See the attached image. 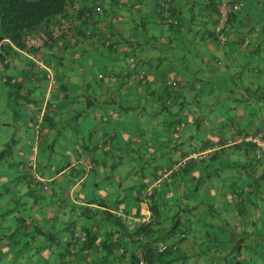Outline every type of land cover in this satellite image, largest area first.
<instances>
[{
    "label": "crops",
    "instance_id": "crops-1",
    "mask_svg": "<svg viewBox=\"0 0 264 264\" xmlns=\"http://www.w3.org/2000/svg\"><path fill=\"white\" fill-rule=\"evenodd\" d=\"M95 1L98 10L99 6L111 5L110 0ZM231 1L241 2L242 9L231 16L227 41L218 45L213 41L211 32L216 19L215 0H118V7L112 8L111 13L105 16L109 38L115 43L112 50L105 55L101 53L98 60L96 54L84 59V55L75 53L72 60L67 59L59 65L57 71L62 76L65 92L60 89L54 74L51 80L31 82L23 65L30 59L38 67L36 62L41 58L15 49L17 57L8 67L0 65V96H5L0 104V115L8 114L7 117L0 116V150L7 142L11 143V155L5 158L6 161L3 159L0 166L13 168L20 162L31 161L34 168L43 170L42 175L37 172L35 178L45 183L42 190L49 188L46 182L55 181L52 186L58 188V196L64 202L81 205L86 199L113 201L126 196L112 211L120 210L138 216L148 213V210L145 201L131 200L128 186L132 182L146 183L144 191L149 193L155 181L164 179L166 184L156 197L164 199L167 206L173 201L182 203V199L186 200L184 195L188 194L187 190L192 189L187 188L188 183L194 181L192 178L209 176L207 170L210 165L215 173L218 171L217 162L227 160V168L236 171L231 175L232 179L240 183H223L215 199L229 203L226 209L238 226V192L243 187L245 194L241 198L247 200V183H263L264 160H250L252 151L247 152L249 145L236 144L234 139L241 133H254L264 126V114L254 115L248 111L251 102H257L256 93L249 87L264 88V0ZM163 2L168 4L173 18L178 20L176 27L160 23L158 11L161 9L158 8ZM244 39L247 41L245 44ZM219 51L221 56L217 54ZM195 62L201 66L194 67ZM220 64L224 67L221 74L218 69ZM90 67L96 70L91 76ZM136 72H143V76L131 79L130 76L137 75ZM95 73L109 76L100 84L93 79ZM204 73L207 77L200 78L199 74ZM208 75L210 78L222 76L226 84H236L240 98H234V101L241 102L244 107L232 110L222 106L217 124L205 119L197 108L191 110L192 106L197 105H190L197 96L208 94L210 87H206L208 80L205 81ZM7 79L10 83L21 81L19 93L29 103L19 108L8 104ZM83 88L86 92L92 90L90 96L93 97V105L82 112L78 96L82 95ZM26 90L30 93L25 95ZM169 93L174 101L166 108L162 107L161 102L168 99ZM228 94L233 96L231 91ZM261 97H264V93ZM30 101L36 102V105ZM48 102L55 123L50 129L40 125ZM88 115L91 126L87 128ZM19 125L23 126L21 133ZM190 125L194 126V131L183 132ZM64 126H72L76 131L75 137L70 135V141L62 136L70 148L56 144L57 136L61 135L59 129ZM54 147L62 153L54 155ZM49 149L52 151L47 154ZM205 149L211 150L205 159L192 161L186 158L190 152ZM69 150L72 151L71 157ZM125 159L135 160L137 164V169L131 167L125 175L132 182L126 185L124 176L116 175L113 192H106V186L98 188L95 168L101 174L104 168L118 173V167L125 163ZM190 162L193 163L187 172L180 170ZM176 163L175 169L162 177V173ZM88 164L92 169L86 170ZM61 166L62 171L58 172ZM141 167L142 172L139 171ZM4 182H18L16 193L25 198V181L19 178L15 181L11 170L1 175L0 191L5 187ZM180 185L182 191L178 188ZM98 191L100 197L94 193ZM256 196L251 197L256 205L245 204L247 220L243 226L249 236L240 246L247 243L249 249L244 253L241 248L240 254L254 264H264V202L258 199L259 194ZM8 197L9 188L0 196V210L12 207L13 203L7 201ZM44 200L43 206L32 205L27 211L38 224L48 227L50 218L61 212L59 219H64L63 209L58 212L45 205L47 197ZM258 230L262 234H258ZM212 245H209L211 251L214 249ZM2 251V262L9 264L10 254L5 247H2Z\"/></svg>",
    "mask_w": 264,
    "mask_h": 264
},
{
    "label": "trees",
    "instance_id": "trees-1",
    "mask_svg": "<svg viewBox=\"0 0 264 264\" xmlns=\"http://www.w3.org/2000/svg\"><path fill=\"white\" fill-rule=\"evenodd\" d=\"M110 1L111 5L99 6V10H96L95 0H0V65L7 68L12 59L17 57V50L38 56L43 63H52L53 74L60 83V89L65 92L62 76L57 71L59 65L67 59L72 60L75 53L84 55V59L86 56H93L92 54L100 57L101 53L105 55L110 52L115 44L109 38L105 16L111 13L112 8L118 7V0ZM162 6L163 4H160L158 10H162ZM161 10L158 11L160 23L176 27L178 20L173 18L170 10L168 9L169 16L165 20L161 16ZM232 15H229L230 29ZM171 19H174L175 23ZM5 59L6 62L3 63ZM23 67L31 82L42 83L47 80L44 69L37 67L32 60H27ZM108 76L109 74L95 73L93 79L101 84L103 79L108 78ZM135 76L140 79L143 72H138L137 75L134 74L130 77L134 79ZM5 83L9 86L7 97L11 107L19 108L29 103L24 95L19 93L22 86L21 81L10 83L7 79ZM88 88L90 89V86ZM28 91H24V94H29ZM170 94L166 101L161 102L162 107L166 108L174 101L173 95ZM85 97V105H93V97L90 95H85ZM30 102L36 105V102ZM49 107L50 102L46 106L47 110L42 116L40 125L50 129L55 126V123L52 120L53 112ZM10 145L11 143L7 142L6 146L0 150V163L3 159L6 161L5 158L11 155ZM51 151L49 149L46 152L49 154ZM248 151H252L250 152V160L257 162L262 160L255 158L252 146H248ZM28 162L23 164L20 162L13 168H6L14 173L15 181L17 178L25 181L26 191L23 195L31 198V203L24 202L20 198L14 201L8 197L7 201L13 203L12 207L0 210V264H8L2 262L4 257L2 247H5L11 256L9 264L255 263L246 260L243 256L241 257L240 249L243 248L245 253L249 247L247 243L241 247L240 243L246 241L249 236V232L243 226L247 220L245 204L248 206L256 205L251 200L252 196L257 197L256 194H259L258 199L264 202V173L262 174L263 183L261 185L254 181L247 183L249 187V191L246 192L247 200L241 198L243 193L245 194L242 192L243 187L239 192L237 191L238 205L236 208L240 216L237 220L238 226H236L233 216L229 219L232 222H227L224 218L215 219V225L221 230H226V238L218 239L212 236L209 231H205L204 237L206 238L205 241L208 242L207 245H197L196 250H194L191 245L183 243L185 228H178V224H180L179 213L183 212L185 208L178 207L172 213V206H175L176 203L173 201L167 206L164 199L156 197L157 192L166 184L164 179L160 180L158 187H151L149 193L144 191L147 186L144 182H132L128 186L131 200L135 202L145 201L149 213L146 223H138L130 228L112 211L126 196L113 201H106L102 198L99 200L86 199L84 204L77 205L64 202L58 196V188L52 186L55 181L46 182L49 187L47 190L50 191L47 196H44L39 192L45 191L42 190V185L45 183L35 180L37 172L42 175V169L34 168L33 164H28ZM192 163L186 164L180 170L187 172ZM142 170L143 167L139 168L140 172ZM173 170L171 169L169 173ZM57 171H62V166ZM190 177L192 178V176ZM192 179L198 183L201 177ZM15 184L18 185V182ZM7 188L8 186H5L0 191V196L4 194ZM193 190L196 191L197 187ZM189 192H191L190 189L187 190L188 194L184 195L186 200L191 197ZM46 197L48 201L45 205L55 208L58 212L61 209L64 210V219H59L62 212L56 214L50 218L51 224L48 227L38 224L35 218L27 212L32 205L43 206ZM39 201L43 202L37 204ZM197 204L198 202L192 207H197ZM225 204L228 205L229 203L226 202ZM225 204L223 203L222 206L225 207ZM98 207L102 208L99 209ZM214 208H216L214 204H210L208 212L211 213ZM168 222L170 225H167ZM256 232L258 234L264 233V231L261 233L260 230ZM159 242L166 245L162 251L157 250ZM210 244H213V252L209 247ZM194 258L196 261L193 262Z\"/></svg>",
    "mask_w": 264,
    "mask_h": 264
},
{
    "label": "rangeland",
    "instance_id": "rangeland-1",
    "mask_svg": "<svg viewBox=\"0 0 264 264\" xmlns=\"http://www.w3.org/2000/svg\"><path fill=\"white\" fill-rule=\"evenodd\" d=\"M215 5H216V0H215ZM219 56H221V53L219 51ZM96 59L98 60V57L96 56ZM221 61H222V57H220ZM195 62L194 63V67H199L201 66L200 63ZM197 64V65H196ZM223 65H218V69H219V74H221V72L223 71ZM94 67H90L89 68V73L90 76L96 71ZM244 73V72H243ZM200 78H204L207 77V74H199ZM206 87L209 88V91L207 92L208 94L205 96H197L194 101L191 100L190 105H192L193 103L195 105H197V107L192 106V111H194L195 108H197L199 110V112H201L204 116L205 119L217 124V120L219 118V116H221L219 112V110L222 108V106L225 107H229L233 109H238V108H244L241 102L239 101H234V98H240L239 95V88H237L236 84H232L228 83L226 84V79H224V77L222 76H217V77H209L208 75V79L205 78V81H207ZM232 80V78L230 79ZM254 93H256L254 96L257 98L256 101L251 102L248 111L252 112L254 115H258L259 113L264 114V97H261L262 93H264V88L263 90H260V88H256V86H252L249 87ZM92 90H88L87 92L84 91V88L81 90L82 95H79V99H81V103H80V110L83 112L86 109V97L84 95H90ZM232 92L233 96H230L228 93ZM226 92V93H225ZM262 92V93H261ZM116 98V97H115ZM5 100V96H0V104H2V102ZM3 108V107H2ZM1 108V109H2ZM223 108V109H224ZM196 111V110H195ZM198 112V113H199ZM232 112V111H231ZM7 113H2L0 116L2 117L3 115L6 116ZM220 114V115H219ZM8 115V114H7ZM7 117V116H6ZM88 121H89V115H88ZM91 126V121H89V123L87 124V128ZM19 130L20 133L23 132L21 130H23V126L19 125ZM86 128V126H85ZM194 126L190 125V128L186 127L183 129V132L186 131H194ZM11 131H13V129H11ZM60 136H57V141L56 144L58 146H62V145H66L67 148H70L69 143L66 141L62 140V136H66L67 138H64L65 140L70 141V138L72 137V135L76 134V131L72 128V126H70L69 128H66L64 126V128H60ZM16 131H14L15 133ZM72 134V135H71ZM71 135V137H70ZM16 137H18L17 132H16ZM56 145V146H57ZM57 146V147H58ZM73 150V149H72ZM53 152L54 155H57V153L62 151H59L56 147L53 148ZM69 157H71L72 151L69 150ZM57 159H59V156H57ZM139 161V160H137ZM125 163H122L120 165V167H118V173H116L114 170H110L109 168H104V172L103 174L99 173L97 167L95 168V170L97 171L96 174V183L98 188L102 189L104 186H106V192L111 193L115 190L116 186H115V182L113 179L116 178V175H123L122 177L125 178L124 180V184L128 185L130 184L132 181L127 178V176L125 177V175H127V171L129 169H131V167H134L137 169V164L135 163V160H124ZM218 163V171H216L215 173L213 172L212 166L210 165L208 167L207 173H210L209 176H206L205 178L202 177L198 183H196V181L190 182L187 185V188H192L191 189V197L188 200H184L182 199V204H180V202L176 203L175 206H172V213H174L176 211V209H178V207L181 208H185V210L183 212H180V224H178V228L179 229H183L185 228V240H184V244L189 243L191 245V248H194V250H196L197 245L200 244H204L207 245V241L206 238L204 237V232L205 231H209L212 236L217 237L218 239H222V237L227 236V232L226 230H221L220 227H218L217 225H215L216 221H214L215 219H219L221 220L222 218L226 219L227 222H232L231 220V213L227 208V206L223 207L222 204H225V201L223 203H221V201L219 199H215L216 195L220 192V188L221 185H223V183H230V181H234V183L236 185H239V181L237 179H232L231 175H234V173H236L235 170L232 169H228L227 168V160H222L217 162ZM133 164H135V166H133ZM120 168V169H119ZM37 169H42L40 167H37ZM43 171V170H42ZM70 171V169H69ZM138 171V170H136ZM239 171V170H238ZM8 173V170L6 169V167H2L0 166V177L2 174H6ZM106 173V174H105ZM138 174L140 172H137ZM52 176L54 175L53 173L51 174ZM92 175V171L90 170L89 172V176ZM106 178H105V177ZM115 176V177H114ZM11 180V179H9ZM198 184V185H197ZM5 186H8L9 188V197L12 198L14 201L22 199V200H26L28 202L31 203V198H22V196L20 194L16 193V190L19 188V185L17 187V185L13 182L12 183H5ZM197 185V186H196ZM197 187V190L194 191L193 188ZM68 190V186L66 187ZM181 191H182V186L180 185L178 187ZM50 190L44 191V192H39L40 194L47 196L49 194ZM97 197H100V195H98V192H94ZM196 197V198H195ZM204 197V198H203ZM199 198V199H198ZM21 201V200H20ZM180 201V200H179ZM43 201H39L37 204H40ZM198 202L197 207H192V205H195V203ZM210 204H214L216 205V208H214V210L209 213L208 212V207ZM181 205V206H180ZM188 205V206H187ZM226 205V204H225ZM192 207V208H191ZM215 211V212H214ZM167 225H170V222H168ZM178 237V234L176 235ZM226 242V239H225ZM183 244V245H184ZM4 260V259H3ZM196 261V258L193 259V262Z\"/></svg>",
    "mask_w": 264,
    "mask_h": 264
},
{
    "label": "built area",
    "instance_id": "built-area-1",
    "mask_svg": "<svg viewBox=\"0 0 264 264\" xmlns=\"http://www.w3.org/2000/svg\"><path fill=\"white\" fill-rule=\"evenodd\" d=\"M161 16L165 20L169 16V10L167 9V3H162ZM161 4V5H162ZM98 10V7L95 8ZM242 9V3L239 1H231V0H216L215 11H216V19L212 26L211 32L213 36V41L222 45L227 41L228 33L230 32V23H229V15L238 13ZM174 23L175 20L171 19ZM246 39L243 40L245 44ZM6 62V59L3 60V63ZM39 68L44 69L45 76L47 80H51L53 77V66L52 63L45 64L42 61L36 62ZM142 73V72H141ZM4 81V80H3ZM13 81L12 79L10 80ZM48 96V95H47ZM40 120L38 119V122ZM234 143L236 144H248L252 146L253 153L255 158L264 160V126H262L259 130L254 133H241L237 135L234 139ZM211 150L205 149L202 151H193L187 155V159L192 161H200L205 159ZM184 160V159H183ZM182 160V161H183ZM28 164H32V162H28ZM178 164H174L170 170L175 169ZM91 165L88 164L86 166V170L90 169ZM170 170H167L162 173V177H165ZM159 180L155 181L154 187L159 186ZM116 216L119 217L124 223H126L130 228H133L138 223H146L148 221V213H143L138 216H133L129 214H125L124 212L118 210L115 212ZM166 245L163 242H159L157 244V250H164Z\"/></svg>",
    "mask_w": 264,
    "mask_h": 264
}]
</instances>
